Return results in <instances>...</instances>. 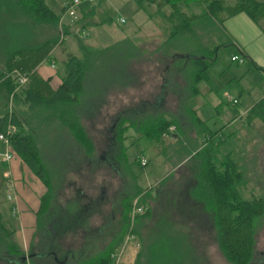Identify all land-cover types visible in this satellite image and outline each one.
Here are the masks:
<instances>
[{"label": "rangeland", "instance_id": "obj_1", "mask_svg": "<svg viewBox=\"0 0 264 264\" xmlns=\"http://www.w3.org/2000/svg\"><path fill=\"white\" fill-rule=\"evenodd\" d=\"M68 1L44 0L47 7L56 15L61 13L64 4ZM87 3L94 6V14L89 17V20L101 22L110 18V21L92 25L84 29L83 33L77 31L79 27L77 24L74 30L70 29L72 34L66 35L63 43L56 47L53 59L54 67L57 68L61 76L64 74L62 61L66 58L67 53L82 56L83 48L88 52L96 53L92 56L96 63L85 76L80 102L76 106L81 108L80 117L83 126L93 138L94 152L92 159H87L85 155L80 157L78 153L74 154V151L68 154L71 147L68 144V139L64 137L65 131L62 129L56 130L59 133V138L57 137L55 144H43L44 137H49L51 132L41 127L40 122L43 121L41 118L47 119L44 120L47 121V124L54 120L47 114L41 113L37 116L39 113L36 115L29 110V116H33L34 119L28 129L33 131L37 143L44 152L42 154L47 161L48 172H52L54 176L55 184L53 186L59 187H57L58 199L56 202L63 204V201L68 199L67 209H53L57 213L54 216L59 215L54 219L53 227L58 230V227L66 225L69 227V232L65 233V237L61 241L57 240L59 230L56 231L57 235L43 239L44 242L41 241L37 247L34 246L36 252L31 250L32 255L35 256L25 261L28 264H56L53 256H49L54 250L58 253L56 259L63 264L90 262L96 255L91 254L88 246L82 245L83 249L80 247L84 241L82 236L80 237L82 231L73 230L75 221L85 220L87 223L91 219L89 216H83L87 210L84 208V202L87 201L83 198L82 193L89 198L91 196L103 198L99 204L101 214H94V223L93 226H90L91 229H99L106 220H111L113 216H115L113 221L116 222L108 220L106 223L113 226L120 222L121 214L114 215L112 209L118 203H124L131 198L140 189L141 194L132 197L131 204L133 206L136 201L137 205L150 207V217L145 215L146 217H143L134 226L136 229L141 222L144 224L140 229L143 242L145 237H149L150 232L153 234L152 238L155 243L164 248V251L168 250L170 259L175 257L182 262L181 264H231L219 248L211 208L201 198L193 195L195 189L199 192L198 186L202 182L199 177L201 178V175L205 174L203 164L207 156L210 155L216 160L219 146L213 143V145L209 144L210 150L203 146L195 152L199 147L196 144L199 135L191 114L179 110V103L182 101L180 99L179 102L178 93L181 88L179 89L177 84L173 85L169 81L162 85L166 69L163 55L165 58L168 53L173 57H176L177 54L187 55L185 52L197 54V42L186 41L183 39L184 37H176L170 42L167 40L168 24L158 12V7L159 11L162 10L166 13L169 10L167 6L162 5L161 0H156L155 4L143 3L146 6V14L142 12L143 10H139L136 0H92L82 3L81 6ZM194 10L197 13L201 12L198 7H195ZM120 18H124L126 22L120 23ZM19 20L26 22V19L19 18ZM211 26L199 31L203 34L204 41L208 44L211 43L210 47L226 42L221 23L217 22ZM62 29L59 24L55 31L40 25L35 26L33 31L36 32L38 41L50 37L52 33L54 36H58L60 41L63 37ZM90 44L93 46L91 47ZM164 44L167 45L164 46ZM219 51H221L220 57L222 54L224 57V49ZM158 58L162 62L157 61ZM133 61H136L135 65H133ZM174 63V70H179V66L183 63L181 57L175 59ZM232 65L237 66L234 63ZM167 67L170 65L168 64ZM130 68H133L134 71L136 68L132 75L129 71ZM187 69L193 71L194 65H189ZM176 73L174 72V74ZM223 73H225L224 66L220 62H216L214 66L202 72V79L209 78L212 85H221L223 81L225 82L221 77ZM246 77L251 79L253 75L247 74ZM133 79H136L137 82ZM133 83L136 86L134 88L129 86ZM123 85L126 87H120ZM180 85L182 86V84ZM161 88L174 92L175 96L163 95ZM223 89H225L222 91L224 95L221 99L223 107L220 110L223 112H214L211 118L214 119L213 121L217 120L220 126L225 124L226 117H230L228 116L231 114L230 109L237 113L236 108L228 107L226 97H224L235 93V91L231 89V85L223 86ZM140 101L141 104L138 105ZM159 101L161 103L157 106L150 105ZM87 110L93 111V113L89 115ZM158 115L167 120L174 118L181 128L174 126V133L164 134L160 141L153 142L143 132L154 128H152L154 117L158 118ZM212 122L206 123V125L212 127ZM209 131L213 130L208 129L207 133ZM230 132L231 129H225V133ZM254 136L260 139L256 141V144L251 139ZM215 139L213 138V142ZM238 142L223 144L221 148L227 151L232 150L230 151L232 152L231 156L235 157V160L242 166L240 172H242L241 181L243 180L244 183L243 195L246 198H252L251 195L261 194L262 196L264 195V161L262 160L264 130L261 127L256 128L252 133L244 136V140L239 139ZM58 152L59 155L56 154ZM66 155L72 156L68 158ZM143 157L147 160V164L141 167L140 158ZM92 170L93 172H91ZM102 191L104 193H101ZM202 195L204 196V193ZM65 212H71L74 215L67 216ZM64 214L66 216H61ZM104 217L107 219L104 220ZM14 219L15 217L11 218L12 224L16 223ZM50 219L43 215L40 217L38 233L42 231L44 234L45 230L52 229ZM254 225L255 249L250 264H264V215L256 219ZM41 227L42 230H40ZM128 231L127 227L122 243L113 250L114 264H133L135 255L140 250L141 244L137 237L130 238L125 243ZM109 234L110 230L107 228L103 231L102 236H108L106 238L108 241L111 239ZM89 236L90 239L94 238L95 233H91ZM106 242L104 248H106ZM82 251L83 255L77 259ZM0 264L16 263L1 256Z\"/></svg>", "mask_w": 264, "mask_h": 264}, {"label": "trees", "instance_id": "obj_2", "mask_svg": "<svg viewBox=\"0 0 264 264\" xmlns=\"http://www.w3.org/2000/svg\"><path fill=\"white\" fill-rule=\"evenodd\" d=\"M161 1L162 5L167 6L169 10L166 13L162 10L159 11L158 7V12L168 24L167 40L170 42L176 37H184L183 39L186 41L197 42V54L187 52L191 64L194 65L193 71H186L189 79H192V92L196 91L195 83L199 80L202 71L218 58L219 50L234 44L228 35L229 43L226 41L210 47L212 44L204 41L200 30L220 22L224 33L223 21L227 17L242 11L246 12L264 30V0ZM136 2L146 12V6L143 3L155 4L156 0H136ZM195 7L200 8L201 12L197 13L194 10ZM93 8L94 6L89 3L79 7L76 16L72 20L69 18L62 24L63 37L60 41L58 36H54L53 33L50 37L38 41L36 32L33 31L35 26L42 25L55 31L58 28L61 13L59 15L54 14L44 0H0V133L5 134L8 126L14 128V131L7 135L12 150L32 173L47 185V169L40 157L33 131L26 129L22 119L25 114L16 111L15 107L20 104H28V109L31 112L36 115L39 113L37 116L44 110V115L47 114L50 118H54V116L59 118L70 129L77 141L87 148L88 152L91 150L92 142L81 122L82 110L76 106L80 102L85 76L96 63L92 57L96 53L88 52L85 48H83L82 56L67 53L63 61L65 75L56 89L51 87L49 80L44 79L37 69L43 62L54 61V50L63 43L66 35L72 34L70 29L74 30L77 24L79 25L77 31L83 33L84 29L92 25L110 21V18L101 22L89 20V17L94 14ZM19 18L26 19V22L20 21ZM17 73L26 75L27 81L24 85H19L17 82ZM178 99L179 102L180 99L182 101V96H179ZM253 112L264 124V99L254 106ZM158 116V118H156L157 116L154 117L152 125L154 128L143 132L153 142L160 141L164 134H172L170 126L175 125L181 128V125L174 118L167 120L161 115ZM194 121L195 128L203 134L201 122L195 116ZM220 131L207 133L208 130H205L204 137L208 150H210V145H213V138ZM239 165H241L239 162L230 159L228 152L222 156L218 165L213 157L208 155L203 164L205 174H202L201 178L199 177L200 182L202 181L198 186L199 192L195 189L193 195L201 198L211 208L217 231V242L226 259L231 264H250L255 249L254 224L256 219L264 215V195H251L252 198H246L243 195L244 183L243 180L241 181L242 172H240L241 167ZM140 166L143 167L141 163ZM234 168L236 169L234 170ZM139 193L141 194L140 189L132 197L139 195ZM132 197L123 203L126 221L123 231L119 232L115 238L109 239L106 242V248L103 247L98 250L96 257L86 264H114L113 250L125 238L128 220L130 219L129 214L132 209ZM48 198L49 194L42 199L39 222L43 215L45 218H51V226L54 219L59 215L55 217L56 211L52 213L51 210L49 211ZM65 214L62 216H66ZM145 215L147 217L151 215L148 206L146 212L138 217L137 223L146 217ZM142 224L141 222L140 226L132 231V234L139 239L141 244L134 264H181L182 262L175 257L170 259L168 250L164 251V248L159 247L150 232L149 237H145L143 242L142 230H140L144 226ZM37 225L35 237L30 244V249L26 252L15 240L16 229L14 225L0 213V257L9 258L16 264H28L26 261L22 262V259L27 253H32L31 250L36 252L37 244L41 242L40 232L38 233L40 223ZM66 230H69V227ZM36 256L39 257L40 255ZM49 256L54 258L52 252Z\"/></svg>", "mask_w": 264, "mask_h": 264}, {"label": "crops", "instance_id": "obj_3", "mask_svg": "<svg viewBox=\"0 0 264 264\" xmlns=\"http://www.w3.org/2000/svg\"><path fill=\"white\" fill-rule=\"evenodd\" d=\"M137 6L139 7L138 4ZM140 9L141 8L139 7V10ZM142 12L146 14L144 10ZM148 17L150 16L148 15ZM222 25L224 28V36L226 38V41L228 43L230 42L229 41V36H230L234 44L233 45L230 44L224 48V55H225L224 57L223 54L220 57L221 51H219L218 58L215 61H213V63L209 65L207 68H205L203 71L207 70L211 66H214V63L220 62L225 68V73L221 75V77L225 80V82L223 81V84L214 86L210 83L211 80H209V78L203 80L201 73L199 80L196 81L195 83L196 91L192 92L191 90V86L193 84L192 79L191 78L189 79V76L186 74V71H188L187 67L191 65V59L187 57H181L183 63L179 66V70L181 71V73H179L180 72L179 70L177 69L174 70V64H175L174 62L175 59H177L178 57H173L172 54L171 56L168 55L167 57L163 58L166 62V69L162 79L164 81L162 85H165L167 81H169V83L170 82L173 83V85L174 83L179 85V89L181 88V90L179 91L180 93L178 94L183 98L182 104L179 103V110L186 112L187 114H191V118L193 120H194V116L197 117L198 120L201 122L200 125H201V130H203V134L202 132H199V130L196 129L199 135V137L196 139L197 141L196 144L199 147L196 149L195 152H197V150L199 151L201 147L203 148V146L204 147L207 146V143L205 142L206 138L204 137V133L206 129L207 130L212 129L213 132L221 130L214 137L216 139L213 142L214 144L219 146L218 155H217L218 158L214 160L217 165L220 164L222 155L226 154L227 152L229 153V156L232 157L230 158L231 160L233 159L234 161H237L235 160V157L233 158V156H231L232 152L230 151L232 150L227 151L226 149L221 148L223 144H227L231 142L239 143L238 142L239 139L244 140V136H247V134L252 133L253 130H255L256 128L261 127L264 130V124L262 120H260V118L257 117L253 112L254 106L259 101L264 99V30L244 11L239 12L231 17H227L223 21ZM90 45L91 47L93 46L92 44ZM233 56H238L243 60V62L240 63L239 61H233L231 59ZM127 60L130 61L129 59ZM157 61L162 62L161 59L159 58L157 59ZM135 62L133 63V65H135ZM233 63L236 64L237 66L234 67L232 65ZM168 64L170 65V67H167ZM132 69L133 68L129 69L131 75L133 72L136 71V68L135 71L134 69L133 70ZM37 70L38 73L44 79L49 80V83L53 89H56L61 84L62 77L65 75L64 72V74L60 76L57 71V68L52 67L49 62H44L38 67ZM174 72L177 73L174 74ZM247 74H252L253 77L251 79H248L246 77ZM133 80L137 82L136 79ZM134 83L132 85L130 84L129 86L133 88L136 87ZM180 84H182V86ZM224 84L228 86L231 85V89L235 91V93L225 95L224 97H226V103L228 107L236 108L237 113H235L233 109H230L231 114L230 115L227 114L230 117H226L224 119L225 124L223 126L222 125L220 126L218 125L217 120L213 121L214 119L211 118L214 112H223L220 110H222L223 107V103L221 99H223L222 97L224 95L222 94V91L225 90L223 89V86H226ZM120 87H126V85ZM161 93L163 95L170 97L175 96L174 92H170L169 90H165L164 88H161ZM229 96H233L237 98V103L235 104L232 103L229 100ZM161 102L159 101L158 103L150 104V105L152 107L157 106ZM139 104H141V101L138 103V105ZM15 108L16 111H20L22 114H25V116H23L22 119L26 129H28L30 123L34 119L33 116H29L28 114L29 112L28 104H20ZM42 111L43 113H45L44 110ZM87 113H89L90 115L91 113H93V111L87 110ZM86 116H88V114H86ZM41 119H43V121L41 120L42 122H40L42 124L41 127L46 130L48 129L51 132L49 137L46 136L44 137L45 141L43 142V144H47V145L55 144L57 142V137L59 138L58 135L59 133L56 130L62 129L65 131L64 137L68 139V144L71 147L70 150H68V154H71L74 151V154L78 153L80 157H82V155H85L87 156V159H92V154L94 152V144H93L94 142H93V138L90 137L88 132L87 134L92 142V148L91 150H89V152L87 151V148L83 147L81 143L77 141V139L71 133L70 129L66 128L59 118L56 119V117L54 116L53 118L54 122H50L49 124L46 123L47 121H44L47 119H44L43 117ZM81 122L83 124V121ZM209 122H212V127L206 125V123ZM174 126L175 125L170 126L171 131H173L172 133H174L175 130ZM225 129H231V132L225 133ZM251 139H253L254 144L257 143L256 141L260 140L255 136L253 138L251 137ZM49 141L51 142L49 143ZM37 145H38L40 157L46 166L47 161H45V158L43 157L44 152L38 143ZM5 150L6 147H4V145L0 142V152H3ZM50 150L52 151V149ZM190 150L193 149L190 148ZM14 154L15 157L10 163L3 162L0 157V213L9 221H11L12 217H15L14 220H16V223L13 224L16 229L15 240L22 247V249L27 252L37 232V226H38L37 224L39 223V213L41 212V206H42L41 203L44 196L49 194V198L47 200V206L50 207L49 211L51 210V213L54 211L53 209H57V208L67 209L68 199L66 198L63 201V204L62 202L61 204H58L56 202L58 199L57 189L59 187L53 186V184H55V181L53 180L54 176L52 172H48L47 166H46L47 169L46 177H47L48 185L45 184L44 181H42V179L34 175L32 171L28 168V166L21 160V158L15 152ZM56 154L59 155V152ZM70 156L72 155H68L67 157L69 158ZM262 160L264 161V155ZM239 166L242 167L241 165ZM67 168H69V166H67ZM235 169L236 168H234V170ZM6 172H9L10 180L15 182L16 185L17 197L15 201L7 200V194H8L7 188H8L9 180L4 176ZM91 172H93V170ZM91 198L100 203V199L97 200L98 198L96 199L93 196H91ZM86 201L88 202L87 199ZM87 202H84L85 204L84 208L86 209H87L86 207ZM15 205H17L19 208V214L13 216L12 209L15 207ZM98 207L99 204L97 203V209ZM85 211L86 213H83V216L84 217L89 216L88 210ZM65 213L67 216L73 214L71 212L68 213L65 212ZM96 213L98 214L99 212L97 211V212H93V214L91 213L90 216L91 219L90 221L87 222L89 227L91 225L93 226L94 223L93 217L94 214ZM50 227H52L53 232H51L52 229L45 230L48 235L47 237H45V239H49L51 236L56 234V231H58L54 229L53 224ZM100 229L101 231H104L102 230V227L99 229L97 228L96 230L98 231ZM101 233L103 235V232ZM101 236L97 235L89 240L88 247L92 252L91 254L93 255H97L98 250L102 249L104 247V243L107 241L105 235L104 237ZM57 240H61V239L57 237ZM53 252L57 256L58 253L55 252L54 250ZM137 254L138 251L135 255L133 264L135 263Z\"/></svg>", "mask_w": 264, "mask_h": 264}, {"label": "built area", "instance_id": "obj_4", "mask_svg": "<svg viewBox=\"0 0 264 264\" xmlns=\"http://www.w3.org/2000/svg\"><path fill=\"white\" fill-rule=\"evenodd\" d=\"M91 1L92 0H69L68 2H66L62 8L63 10L59 17V25L62 26V24L66 22L69 18L72 20V18L76 16L77 10L81 6V4L84 2H91ZM119 22L124 23L125 22L124 18H120ZM231 59L233 61H239L240 63L243 62V60L238 56H233ZM50 64L52 67H54L55 65L54 61H51ZM26 81H27L26 75L17 73V82L19 83V85H24ZM229 100L234 104L237 103V98L233 96H229ZM13 131L14 128L12 126H8L5 134L0 133V142L4 145V147H6L5 151L0 152V157L1 160L5 163H10L15 157L14 151H12L11 149L9 138L7 136L10 132ZM140 163L142 166H145L147 164V160L143 157L141 158ZM4 176L9 180L8 188H7L8 190L7 200L15 201L17 197L15 182L10 180L9 172H6ZM145 212H146V207H144L143 205H137V202L135 201L131 210V219L133 220L136 216L143 215ZM12 214L13 216L19 214V208L17 205H15V207L12 209ZM130 238H135V236L132 233H128L126 236L125 243H127Z\"/></svg>", "mask_w": 264, "mask_h": 264}, {"label": "flooded vegetation", "instance_id": "obj_5", "mask_svg": "<svg viewBox=\"0 0 264 264\" xmlns=\"http://www.w3.org/2000/svg\"><path fill=\"white\" fill-rule=\"evenodd\" d=\"M101 193H104L103 191L101 192ZM82 196H84L83 198L84 199H88L89 197L88 196H85V194L83 195V193H82ZM88 197V198H87ZM124 198V197H123ZM185 198V197H184ZM97 199V198H96ZM99 199H101L102 201H103V198H98L97 200H99ZM100 200V202H102ZM95 203V204H94ZM97 203L98 204H100L99 202H97L96 200H94V199H92V198H89L88 199V202L86 203L87 204V210H88V214H89V217L91 216V213H89L90 211L92 212V214H93V212H99L100 213V210H99V207H98V209H97ZM92 204H94V205H92ZM132 210V209H131ZM124 209H123V203H118L116 206H115V208H113L112 209V212H113V214L114 215H120L121 214V221L120 222H117V224L116 225H114L113 224V226L111 225V224H109V223H106L108 220H110V219H108V220H106L107 218L106 217H104V220H106L105 222H104V225L102 226V230H107V228H109V230H110V234H109V238H115V236L117 235V234H119V232H122L123 231V229H124V226H126V221H125V219H124ZM97 214V213H96ZM101 214V213H100ZM129 216H130V219L128 220L129 222H128V224H127V227H128V233H132V231L133 230H135V225L137 224V220H138V217L139 216H141V215H139V216H136L133 220L131 219V211H130V214H129ZM115 219V216H113V218L110 220L111 222L113 221ZM87 221V220H86ZM114 222H116V221H113V223ZM68 228V226L66 227V225L65 226H60L59 227V232H57V234H58V238L59 239H61L62 240V238H64L65 237V233H66V231H68L69 232V230H66ZM43 229V228H42ZM80 230V231H82V235H80V237L82 236V239H84V241H83V243L81 244V246L80 247H82V245H85V246H88V244H89V240H90V234L91 233H96L95 234V236H101L102 235V233L101 232H103V231H101V229L100 230H96L95 228V230L94 229H91V227H89L88 226V223H86L85 222V220L84 221H75L74 222V228H73V230ZM81 229H83V230H81ZM62 230V231H61ZM127 233V234H128ZM134 235V234H133ZM48 235H47V232H45L44 234H43V232L41 231L40 233H39V237L41 238L40 240L42 241V242H44V240H42L43 238L45 239V237H47ZM102 237V236H101ZM108 236H106V238H107ZM87 238H89V239H87ZM92 239V238H91ZM61 240H58V241H61ZM82 249H83V247H82ZM53 254H54V260L55 261H58V262H60L58 259H56V254L54 253V252H52ZM32 253H27L26 255H31ZM83 255V251H82V253L78 256V258L77 259H79L80 258V256H82ZM35 255H31V257H29L27 260H29L30 258H32V257H34ZM23 260V259H22ZM75 261H78V260H76L75 259ZM61 263V262H60Z\"/></svg>", "mask_w": 264, "mask_h": 264}, {"label": "water", "instance_id": "obj_6", "mask_svg": "<svg viewBox=\"0 0 264 264\" xmlns=\"http://www.w3.org/2000/svg\"><path fill=\"white\" fill-rule=\"evenodd\" d=\"M176 57H187L188 58V56L187 55H176ZM32 255V254H31ZM31 255H26L24 258H23V261H25L26 259H28L29 257H31Z\"/></svg>", "mask_w": 264, "mask_h": 264}]
</instances>
